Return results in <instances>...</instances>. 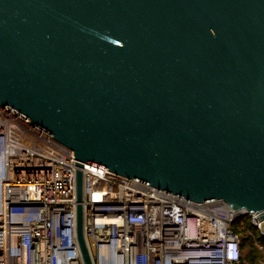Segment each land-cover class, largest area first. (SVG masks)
<instances>
[{
	"label": "water",
	"instance_id": "1",
	"mask_svg": "<svg viewBox=\"0 0 264 264\" xmlns=\"http://www.w3.org/2000/svg\"><path fill=\"white\" fill-rule=\"evenodd\" d=\"M0 106L84 163L264 229V0H0Z\"/></svg>",
	"mask_w": 264,
	"mask_h": 264
},
{
	"label": "built area",
	"instance_id": "2",
	"mask_svg": "<svg viewBox=\"0 0 264 264\" xmlns=\"http://www.w3.org/2000/svg\"><path fill=\"white\" fill-rule=\"evenodd\" d=\"M76 163L71 150L0 106V264H82ZM81 170L92 264H252L237 230L249 223L264 235L259 213L226 202L208 211L93 164ZM255 245V264H264V243Z\"/></svg>",
	"mask_w": 264,
	"mask_h": 264
},
{
	"label": "trees",
	"instance_id": "3",
	"mask_svg": "<svg viewBox=\"0 0 264 264\" xmlns=\"http://www.w3.org/2000/svg\"><path fill=\"white\" fill-rule=\"evenodd\" d=\"M242 238L241 249L243 252L242 258L248 260L251 263H255L257 258H259V251L254 246L255 241L264 243V235L260 234L258 229L246 224V228L242 230H237ZM249 258V259H247Z\"/></svg>",
	"mask_w": 264,
	"mask_h": 264
},
{
	"label": "rangeland",
	"instance_id": "4",
	"mask_svg": "<svg viewBox=\"0 0 264 264\" xmlns=\"http://www.w3.org/2000/svg\"><path fill=\"white\" fill-rule=\"evenodd\" d=\"M254 246L256 247V245L254 244ZM257 248V247H256ZM259 251V250H258ZM259 256H260V251H259ZM247 259H249V258H247ZM257 260H258V258H257ZM245 261H247V262H249L248 260H246L245 259ZM249 263H251V262H249ZM256 263V262H255ZM255 263H252V264H255Z\"/></svg>",
	"mask_w": 264,
	"mask_h": 264
},
{
	"label": "bare ground",
	"instance_id": "5",
	"mask_svg": "<svg viewBox=\"0 0 264 264\" xmlns=\"http://www.w3.org/2000/svg\"><path fill=\"white\" fill-rule=\"evenodd\" d=\"M14 260V259H13ZM15 261H17L16 259H15Z\"/></svg>",
	"mask_w": 264,
	"mask_h": 264
}]
</instances>
